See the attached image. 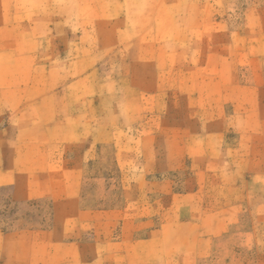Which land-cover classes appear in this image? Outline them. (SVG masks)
Wrapping results in <instances>:
<instances>
[{"label": "rangeland", "instance_id": "1", "mask_svg": "<svg viewBox=\"0 0 264 264\" xmlns=\"http://www.w3.org/2000/svg\"><path fill=\"white\" fill-rule=\"evenodd\" d=\"M30 1L5 8L38 13L39 50L53 35L56 108L80 113L87 156L65 243L51 202L0 187V231L20 243L0 240V264H121L160 225V264H264V0Z\"/></svg>", "mask_w": 264, "mask_h": 264}, {"label": "crops", "instance_id": "2", "mask_svg": "<svg viewBox=\"0 0 264 264\" xmlns=\"http://www.w3.org/2000/svg\"><path fill=\"white\" fill-rule=\"evenodd\" d=\"M28 4L32 6L30 0H0V7H4L0 11V187H11L12 199L17 202L47 199L52 203V245H57L65 243L74 230L80 172L87 148L72 147L76 138L71 137V126L80 113L59 116L56 108L54 63L48 55L52 51L48 37L52 39L53 35L44 37L45 49L39 50L37 45L32 46L39 39L35 24L38 13L23 14L16 8L7 13L5 8ZM38 53L44 54L45 60L38 59ZM18 234L19 230L0 231V240L11 249L19 248ZM191 236L187 235V239ZM165 239L163 225L141 239L137 248L127 238L121 264H160L166 258ZM92 246L95 259L114 260L113 248L107 249L112 243L95 240ZM185 248L179 249L178 261L182 257L190 262L194 250Z\"/></svg>", "mask_w": 264, "mask_h": 264}]
</instances>
